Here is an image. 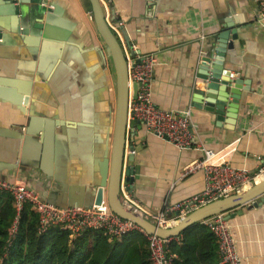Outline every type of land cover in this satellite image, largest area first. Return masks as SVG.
<instances>
[{
  "label": "crops",
  "instance_id": "crops-1",
  "mask_svg": "<svg viewBox=\"0 0 264 264\" xmlns=\"http://www.w3.org/2000/svg\"><path fill=\"white\" fill-rule=\"evenodd\" d=\"M107 1L112 29L117 21L123 26L115 31L126 54H134V45L142 53L154 52L159 60L154 102L166 110L191 108L198 143L217 151L231 147L232 165L256 171L264 162V28L256 23L260 0ZM51 3L57 11L54 23L46 22L48 37L43 39L21 33L20 16L6 13L8 1L0 2V177L25 180L41 194L42 176H49L53 189L63 190L65 203L73 204L67 206H85L94 196L90 184L99 162L110 148L113 70L89 0ZM225 24L237 29L238 38L227 50L224 66L240 73L243 87L250 89H242L238 108H227L236 117L224 115L221 123L194 99L201 57L216 53L217 34ZM36 40L38 50L31 55L28 48ZM26 95L30 104L22 109L16 99L23 101ZM28 125L33 134L25 133ZM135 130L128 136L127 151L134 147L132 195L141 206L162 207L205 189L203 170L186 173L202 159L201 150H181L148 132L142 122ZM23 151L29 166L10 169L17 166L15 153ZM47 186L45 181L41 187ZM225 215L243 264H264V201Z\"/></svg>",
  "mask_w": 264,
  "mask_h": 264
},
{
  "label": "built area",
  "instance_id": "built-area-1",
  "mask_svg": "<svg viewBox=\"0 0 264 264\" xmlns=\"http://www.w3.org/2000/svg\"><path fill=\"white\" fill-rule=\"evenodd\" d=\"M111 0H109L110 2ZM47 7L53 8L51 0ZM107 12L108 1L102 0ZM260 18L264 24V0L260 3ZM117 24L113 29L117 30ZM126 54L130 83H139L140 88L135 98H130L128 118L135 119L145 125L148 132L167 139L181 150L195 148L203 152L198 159L186 168V173L203 170L205 173V189L182 201L165 204L162 207L144 208L133 197L132 191L122 185L121 200L123 204L136 214L146 218L156 225L168 228L176 225L189 213L214 200L240 193L264 179V162L256 171L237 167L228 160L231 147L220 151L197 142L196 128L192 119L191 108L181 110H166L159 107L153 100L152 84L156 66L159 60L154 52L137 51ZM0 192L12 195L16 215L13 225L9 228L10 239L14 238L19 224L20 214L27 203H31L38 213L39 232H44L54 225H61L71 235L80 234L88 229L104 231L109 240H115L124 234L137 230L148 240L151 264H172L176 255L169 249L173 240L179 241V236H161L150 233L132 219L125 218L114 211L106 197L101 203L91 206H60L41 197L27 181L15 178L8 180L0 177ZM202 222L212 231L219 243L220 264H243L238 253L236 240L231 225L225 213H218Z\"/></svg>",
  "mask_w": 264,
  "mask_h": 264
},
{
  "label": "water",
  "instance_id": "water-1",
  "mask_svg": "<svg viewBox=\"0 0 264 264\" xmlns=\"http://www.w3.org/2000/svg\"><path fill=\"white\" fill-rule=\"evenodd\" d=\"M8 1V9L5 11L8 14L20 16L22 28L20 32L23 34L34 33L38 36L48 37L47 23H54L55 8H48V2L41 3V0H6ZM93 12V17L96 23L97 31L104 41L106 46V55L111 58L116 75V100L114 111L113 128L110 130V148L107 154L103 155L99 162L98 175L90 184L92 195L87 198L85 206L89 207L94 203H101L103 197L107 199L111 208L121 216L132 219L150 233H156L161 236H179L184 230L190 226L209 218L218 213H226L236 209L246 203L257 205L264 201V179L254 184L240 193H235L227 197L214 200L206 205L195 209L184 217L179 223L172 227L163 228L146 218L136 214L134 211L126 207L121 200L122 185H126L128 190L133 191L134 187V147L129 146L128 136L135 132L138 120L128 118V104L130 98H135L140 88L139 83H131L129 79L128 61L126 51L123 44L112 29L110 22L107 20L102 0H89ZM1 2V0H0ZM4 8H2L3 10ZM32 22V27L30 23ZM30 26H29V25ZM116 24H119L117 21ZM123 26H119L122 28ZM3 35L0 33V38ZM231 37V38H230ZM7 38V37H6ZM238 38L237 29L230 24H225L217 34L216 53L211 55H203L199 64L197 76L201 79L197 83L195 89L194 104L205 107L207 110L215 112L218 121H224V115L235 118L236 112L228 111L227 108L236 109L239 107L242 89L249 90L243 87L244 79L240 73H233L224 66L225 57L228 49H233L234 40ZM232 39V40H230ZM32 46L28 48L29 54L36 55L38 50V40L31 42ZM44 78H47L48 73H42ZM132 85V86H131ZM204 85V89H201ZM16 105L22 109L30 104V96L21 99H16ZM229 122V121H227ZM31 126L28 125L26 134H33ZM23 134V133H22ZM40 134V132H36ZM17 151V150H16ZM21 154V153H20ZM15 153L13 162L17 166L10 169L20 168L26 169L29 166V156L24 151L20 155ZM34 167V166H33ZM49 176H42L40 185L47 181V188L40 186L41 197L45 200L56 203L61 206L73 205L66 204L63 196H60V190L53 189V184L49 182ZM45 180V181H44ZM260 198V201L258 199ZM84 204V203H83Z\"/></svg>",
  "mask_w": 264,
  "mask_h": 264
},
{
  "label": "trees",
  "instance_id": "trees-1",
  "mask_svg": "<svg viewBox=\"0 0 264 264\" xmlns=\"http://www.w3.org/2000/svg\"><path fill=\"white\" fill-rule=\"evenodd\" d=\"M14 219L12 196L0 192V264H151L148 240L137 230L115 240L97 229L71 235L61 225L40 233L38 213L27 203L10 239ZM169 249L176 255L172 264L220 263L217 238L202 221L184 230Z\"/></svg>",
  "mask_w": 264,
  "mask_h": 264
},
{
  "label": "rangeland",
  "instance_id": "rangeland-1",
  "mask_svg": "<svg viewBox=\"0 0 264 264\" xmlns=\"http://www.w3.org/2000/svg\"><path fill=\"white\" fill-rule=\"evenodd\" d=\"M260 3H261V0L259 1V5H258V9H257V12H258V14H257V18H256V23H258L260 26H262L263 28H264V24H262V22H261V18H260V15H261V13H260ZM104 7V6H103ZM105 14H106V11H105ZM264 22V21H263ZM222 29V28H221ZM220 29V30H221ZM115 31V30H114ZM116 32V31H115ZM117 33V32H116ZM118 35V34H117ZM119 36V35H118ZM105 53H106V50H105ZM107 54V53H106ZM108 61H110V63H111V65L110 66H112V73H111V80H112V88H113V92H114V94L116 95V75H115V72H114V66H113V64H112V62H111V58H108ZM116 100V99H115ZM61 206V205H60ZM15 215H16V209H15Z\"/></svg>",
  "mask_w": 264,
  "mask_h": 264
},
{
  "label": "bare ground",
  "instance_id": "bare-ground-1",
  "mask_svg": "<svg viewBox=\"0 0 264 264\" xmlns=\"http://www.w3.org/2000/svg\"><path fill=\"white\" fill-rule=\"evenodd\" d=\"M104 10L106 11V9H105V7H104ZM131 84V83H130ZM132 86V85H131ZM103 199H104V197H103ZM103 201V200H102Z\"/></svg>",
  "mask_w": 264,
  "mask_h": 264
},
{
  "label": "flooded vegetation",
  "instance_id": "flooded-vegetation-1",
  "mask_svg": "<svg viewBox=\"0 0 264 264\" xmlns=\"http://www.w3.org/2000/svg\"><path fill=\"white\" fill-rule=\"evenodd\" d=\"M111 68H112V66H111Z\"/></svg>",
  "mask_w": 264,
  "mask_h": 264
}]
</instances>
